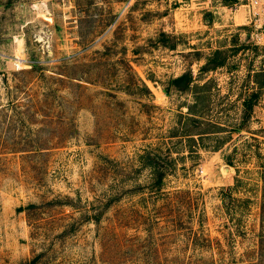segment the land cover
I'll return each instance as SVG.
<instances>
[{"label": "rangeland", "instance_id": "rangeland-1", "mask_svg": "<svg viewBox=\"0 0 264 264\" xmlns=\"http://www.w3.org/2000/svg\"><path fill=\"white\" fill-rule=\"evenodd\" d=\"M222 1L0 0V264H264V21Z\"/></svg>", "mask_w": 264, "mask_h": 264}, {"label": "trees", "instance_id": "trees-1", "mask_svg": "<svg viewBox=\"0 0 264 264\" xmlns=\"http://www.w3.org/2000/svg\"><path fill=\"white\" fill-rule=\"evenodd\" d=\"M229 0H223L222 3L223 4H227ZM230 2H232V0H230ZM223 51L221 49H215L207 58L205 63L201 66L200 70L202 71H210L212 69H215L217 67H221L225 65V57L222 56ZM253 79H254V84L255 86H257L256 88L258 90H255L253 92H250L249 94H247L246 96L242 97V109H243V113L244 116H246L247 114H249V112L252 110L253 106L258 102L259 99V91L264 87V67H262L261 69H259V71L255 72L253 75ZM170 82L174 85L177 86V89H179L180 91L183 90H192V88H195L198 86V84H196L194 82V77L191 73V71H186L181 73L179 76H176L174 78H172L170 80ZM167 91V90H166ZM196 100L201 101L202 97L201 96H197L195 98ZM187 107V114L186 119L191 121V122H197L199 121L198 119L202 118L203 116L200 114L201 112H199V110H194V108H192L191 105H186ZM209 132H213L211 130H205L202 132H185V135H189V134H200V133H209ZM148 157V162L147 165L148 167H150V169H155V165L154 162H152V158L150 156L151 152L148 150L145 152V155ZM157 181L158 183L161 182L162 180V175H159L157 177ZM262 186L264 187V175L262 174ZM263 194V198H264V192H262ZM262 198V199H263ZM262 206H264V201L262 202Z\"/></svg>", "mask_w": 264, "mask_h": 264}, {"label": "built area", "instance_id": "built-area-1", "mask_svg": "<svg viewBox=\"0 0 264 264\" xmlns=\"http://www.w3.org/2000/svg\"><path fill=\"white\" fill-rule=\"evenodd\" d=\"M246 1H247L246 5L249 8L251 17H255V15H258V17L264 21V0H246ZM255 8H258V11H255L254 10Z\"/></svg>", "mask_w": 264, "mask_h": 264}, {"label": "crops", "instance_id": "crops-1", "mask_svg": "<svg viewBox=\"0 0 264 264\" xmlns=\"http://www.w3.org/2000/svg\"><path fill=\"white\" fill-rule=\"evenodd\" d=\"M236 4H237L236 2L233 3V5H236ZM245 5H246V4H245ZM246 6H247V5H246ZM222 7L225 8L226 6H225V5H222ZM247 7H248V6H247ZM227 8H228L229 10H232V6H229V7H227ZM227 15H228V14H226V16H227ZM246 16L249 17V18L251 17V15H250V11H249V8H247ZM229 183H230V182H229Z\"/></svg>", "mask_w": 264, "mask_h": 264}]
</instances>
